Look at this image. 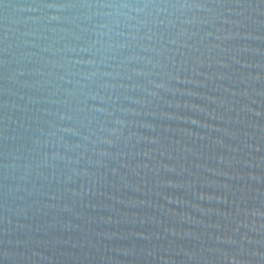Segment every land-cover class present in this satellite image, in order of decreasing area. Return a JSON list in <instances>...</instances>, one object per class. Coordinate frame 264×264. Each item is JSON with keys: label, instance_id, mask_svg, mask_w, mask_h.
I'll use <instances>...</instances> for the list:
<instances>
[{"label": "water", "instance_id": "1", "mask_svg": "<svg viewBox=\"0 0 264 264\" xmlns=\"http://www.w3.org/2000/svg\"><path fill=\"white\" fill-rule=\"evenodd\" d=\"M0 264H264V0H0Z\"/></svg>", "mask_w": 264, "mask_h": 264}]
</instances>
